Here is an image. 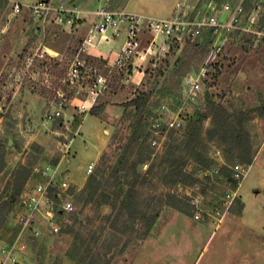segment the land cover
<instances>
[{
	"label": "rangeland",
	"instance_id": "1",
	"mask_svg": "<svg viewBox=\"0 0 264 264\" xmlns=\"http://www.w3.org/2000/svg\"><path fill=\"white\" fill-rule=\"evenodd\" d=\"M22 1L23 6L16 12L11 0H0V138L7 140V167L0 174V196L10 193L9 182H13L12 176L21 165L32 170L24 188L26 194L44 180L41 172L47 170L46 166L54 169L57 164L63 177L73 186L83 188L88 178V164L95 162L96 168L104 154L111 156L115 147L110 145L113 137L129 134L130 114L125 115L122 106L139 93L170 85L171 96H158L152 103L149 140L152 145L157 141L158 145H153L156 147L154 155L144 165V170L149 164L153 165L152 181L142 187L140 198L156 206L160 216L150 236H143L142 231L119 234V242L100 252L105 254L109 264H264V117L252 113V119L246 124L253 161L251 165L245 164L250 166L249 173L226 215L223 227H228L227 234L223 227L216 229L209 219L204 223L196 221L192 205L201 203L206 212H212L227 198L229 178L215 176L229 162L219 143L209 144V155L215 160L209 183L165 186L160 179L167 168L164 154L173 141L168 133L180 129L187 118L200 110L205 111L206 94L231 112H247L264 105V43L254 47L253 33L227 34L219 40L222 49L214 56L212 44L204 52L194 47V41L178 45L159 37L160 48L154 59L148 57L112 75L109 91L100 96L96 105H105L102 115L95 117L70 109L60 120L44 126L41 122L49 108L52 86L48 88L37 77L30 76L28 56L37 49L59 53L63 65L55 67L54 72L61 77L69 65L71 50L80 43L82 30L61 20L66 18L61 10L71 7L55 6V10L46 13L30 6L43 1L51 5V1L40 0L31 5L27 3L32 0ZM179 1L114 0L111 8L124 10L127 5V12L166 18L174 13ZM190 1L192 6L202 2ZM258 3L263 12L264 3ZM147 40L145 37L142 50ZM97 63L101 72L107 71L103 63ZM206 65L210 73L204 89L195 100L185 99L186 78L197 76ZM179 119L183 124L176 128L174 123ZM205 119L204 129L207 130L211 119ZM64 142L68 147H63ZM181 155L185 157L186 170H191L194 159L186 153ZM233 162L231 169L242 164L238 160ZM205 173H199L198 178L202 179ZM169 192L178 207L160 204ZM17 205L0 227V264L4 260V248L21 229L17 224L20 212ZM90 212L89 208L85 210V214ZM72 243L73 236L68 233L32 239L29 243L31 258L25 264H72L67 257Z\"/></svg>",
	"mask_w": 264,
	"mask_h": 264
},
{
	"label": "built area",
	"instance_id": "2",
	"mask_svg": "<svg viewBox=\"0 0 264 264\" xmlns=\"http://www.w3.org/2000/svg\"><path fill=\"white\" fill-rule=\"evenodd\" d=\"M11 1L14 3V10L19 12L23 4L16 0ZM96 1L98 8L93 12L92 23L79 45L71 50L69 65L61 77L54 72L56 65H59V68L63 65V59L58 57L59 53L50 49L46 52L37 49L28 56L27 72L30 76L37 77L48 88L50 85L53 87L49 88L52 97L41 122L44 126L58 121L69 109L88 114L97 104L100 96L109 91L111 77L116 71L134 66L138 61L144 62L148 57L154 59L160 48L159 37H164L165 40L175 39L182 44L196 40L206 28L211 29L214 35L211 53L214 56L222 49V45L219 46L221 37L235 31L253 33L254 47L264 43V30L255 27L260 9L243 22L242 0L235 5L228 0L222 2L204 0L195 6L190 4V0H180L176 4L174 13L166 18H154L127 12L125 9L111 8L113 0ZM51 5L43 1L30 7L47 13L55 10V6ZM61 12L66 14V18L61 20L71 26L78 25L84 15V11L77 7L63 8ZM122 33H124V41L113 59L103 53H95L94 50H99L101 46L116 42ZM145 37H148L147 46L142 50ZM98 60L103 61V66L107 68L106 72H101ZM209 73L210 70L206 65L197 76L186 78L183 84V97L187 100H195L204 89ZM182 124L183 120L179 119L174 126L179 128ZM153 145H158V142L154 141ZM63 147H68V144L64 142ZM95 166V162L88 164L87 176L92 174ZM45 169L47 170L41 172L44 180L35 184L29 193H25V197L17 205L20 209L17 224L21 229L12 242L4 248L2 264H25L31 258L30 240L50 234H61L62 226L57 216L58 211L72 212L75 209L74 192L82 188L73 186L65 176L63 177L58 164L54 169L49 166ZM249 170L250 166L245 164L234 166L233 178L226 182L229 190L227 198L212 212H206L201 203L192 204L194 219L203 223L209 219L216 229L222 228L238 189ZM72 188L75 190L71 192Z\"/></svg>",
	"mask_w": 264,
	"mask_h": 264
},
{
	"label": "trees",
	"instance_id": "3",
	"mask_svg": "<svg viewBox=\"0 0 264 264\" xmlns=\"http://www.w3.org/2000/svg\"><path fill=\"white\" fill-rule=\"evenodd\" d=\"M239 1L230 0L232 5ZM259 1L264 3V0H242L244 8L242 18L245 22L247 17L260 9L255 27L264 30V11L261 12ZM233 33L243 34L240 31ZM173 41L179 45L177 40ZM213 42V32L206 28L192 44L197 50L207 52V48ZM98 61L103 63L101 60ZM171 93V86L164 85L158 90L139 93L122 106L125 115L127 112L130 114L129 134L125 137L119 135L113 137L110 145L115 147L111 156L104 154L98 166L88 176L84 187L74 192L75 210L58 211L61 233L73 236L71 250L67 253L72 264H109L105 254L100 250L112 248L119 242V234L142 231L143 236L148 237L152 233L160 216L159 209L153 207L150 202L144 203L140 200L142 187L152 181L150 174L153 165L149 164L144 170V165L149 163L156 148L149 140V127L153 121L151 117L154 110L152 103L158 96L169 97ZM204 103V112L200 110L187 118L180 129L168 133V138L173 141L164 154L163 162H166L167 168L160 175L165 186H188L204 181L209 183L212 176L210 172L215 165V160L209 155L211 142H217L224 148L225 159L230 162L215 173L216 177L233 178L231 169L234 165L233 160L247 165H251L253 161V148L246 124L252 119V113L264 117V105L247 112L244 110L231 112L222 103L215 101L209 93L206 94ZM96 105L88 113L91 116H100L106 109L105 105ZM205 118L211 119V127L207 130L204 129ZM6 148L7 140L0 138V174L7 167ZM181 153H186L194 159L195 165L191 170H186L185 157ZM31 172L28 166H19L12 176L13 182H9V187L12 186L9 189L10 193L7 196H0V227L6 223L14 206L24 196V188ZM201 172L207 173L199 179L198 174ZM73 190L75 189L72 188L71 192ZM161 202V205L178 207L174 195L170 192ZM88 208L91 212L85 214Z\"/></svg>",
	"mask_w": 264,
	"mask_h": 264
},
{
	"label": "crops",
	"instance_id": "4",
	"mask_svg": "<svg viewBox=\"0 0 264 264\" xmlns=\"http://www.w3.org/2000/svg\"><path fill=\"white\" fill-rule=\"evenodd\" d=\"M20 2L23 1L19 0ZM40 0H32L27 3V5H31L34 3H37ZM53 3L54 6H60V7H79L81 10L84 11V15L82 18V23H79L77 27L81 28L80 38L79 41L83 39L85 36L88 27L92 23L93 20V12L98 8V3L96 0H49ZM207 1V0H206ZM114 4V0H113ZM112 4V5H113ZM125 9H127V5L125 6ZM124 33L121 34V37L116 39V42L109 44V45H103L99 48V50H94L95 53L100 54L103 53L107 55L108 57L114 58L115 53L121 48L122 43L124 41ZM143 75V73H141ZM70 110V109H69ZM227 225V223H226ZM225 229V233L227 234L229 232L228 227H223Z\"/></svg>",
	"mask_w": 264,
	"mask_h": 264
}]
</instances>
